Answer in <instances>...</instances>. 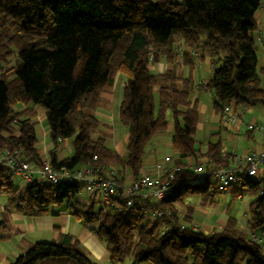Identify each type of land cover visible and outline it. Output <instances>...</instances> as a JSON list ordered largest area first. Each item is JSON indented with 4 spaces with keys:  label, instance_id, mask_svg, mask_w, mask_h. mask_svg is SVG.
<instances>
[{
    "label": "trees",
    "instance_id": "obj_1",
    "mask_svg": "<svg viewBox=\"0 0 264 264\" xmlns=\"http://www.w3.org/2000/svg\"><path fill=\"white\" fill-rule=\"evenodd\" d=\"M262 2L0 0V150L19 149L25 159L41 161L32 123L37 116L34 108L39 107L45 111L54 144L72 139V157L57 161L51 154L56 168L98 163L117 168L123 181L126 170L137 180L149 143L168 129L169 112L172 147L178 155L175 169L171 168L170 195L160 202L145 201L147 209L167 213L159 219L147 220L140 204L127 213L105 211L95 197L78 202L80 184L33 183L21 191L13 183L12 171L0 166V193L9 196L7 211L41 216L67 203L72 216L104 244L112 264L126 260L130 264H264L263 244L240 231L235 218L221 232L204 234L191 228L193 207L182 218L177 207L193 197L200 199L201 206L213 205L216 196L225 194L216 191L213 172L233 166L232 158L222 153L221 142L209 144L204 175L182 163L199 152L193 91L212 92L214 110L221 116L228 105L264 108L260 79L264 69L258 67L254 37ZM188 50L200 56L195 58ZM207 58L223 63L207 83L196 85L191 77H183L180 68L193 69ZM162 59L167 70L152 73L150 67ZM116 73L127 78L118 112L129 135L124 157L109 149L105 138L93 137L101 126L94 112ZM17 105L31 108L19 112ZM240 178L241 185L229 189L232 198L254 197L246 214L247 227L252 233L264 231V166L255 177ZM161 225L169 231L161 234ZM13 264L95 263L77 239L65 235L59 243L33 244Z\"/></svg>",
    "mask_w": 264,
    "mask_h": 264
},
{
    "label": "crops",
    "instance_id": "obj_2",
    "mask_svg": "<svg viewBox=\"0 0 264 264\" xmlns=\"http://www.w3.org/2000/svg\"><path fill=\"white\" fill-rule=\"evenodd\" d=\"M255 18L259 27V30L254 35L255 46L256 42H258L262 46L264 52V0ZM188 53L195 56V58L200 56L192 50H188ZM179 59L180 58H177L176 61H179ZM262 60L264 64V58ZM216 68L215 62L207 58L197 61L193 69L189 66H184L180 68V71L184 78L191 77L196 85H200L207 83L211 79L213 70ZM261 69H264V67ZM166 70L167 63L165 59L154 63L150 67V71L154 74H162ZM126 81V76L121 73H116L113 83L103 91L100 105L94 112L95 117L101 123V132L107 135L109 134V136L112 137L114 136V126L116 127L115 111L117 108V119L119 121L118 112ZM191 101L196 104L199 113V124L195 134L196 148L199 152L195 157H189L182 161L188 169L194 170L195 167L206 162L204 155L207 153L210 143L221 142L222 153L224 156H229L232 159L234 156H242L250 151H255L257 153L264 152V133L260 131H250L248 128L249 123L259 122L257 117L262 116L261 111H251L247 109L243 113H239L238 109L235 108L234 115L238 118L236 121L228 124L223 121V115L221 116L215 112L212 92L195 89L191 94ZM17 106L19 108L16 110L19 112L31 108V106ZM34 111L37 113V116L33 119L32 123L36 125L35 130L38 138L37 149L41 161H50L51 154L55 155L57 161L72 157V141L70 145L62 143L60 148L55 151L54 143L49 136L45 111L39 107L34 108ZM168 115H171L170 112L167 114V119ZM119 123L121 124L120 121ZM17 127L15 125V128ZM168 129L166 132H168ZM39 132L42 133L41 142H39ZM172 135L173 132H164L153 137L148 145L150 146L152 142H155L153 149L148 156H146L147 152L145 151L140 175L144 173H154L156 164L167 156L172 158L170 166L175 169L174 162L178 159V155L172 147ZM128 136L127 133L124 137V146L119 145L116 141L112 142V148L106 146L121 157H124L127 154L126 146ZM158 147H161V153H163V155L157 153L156 148ZM111 167L115 168L114 166ZM124 175L125 181L133 180L130 171L126 170ZM26 187L27 186L22 183L19 188L23 191ZM222 195L223 199H221L223 202L220 197L218 198V196H216L215 203L206 206H201L200 199L196 197L186 200L185 204L177 206L180 217L186 216V214L190 212V207H193V225H197L199 231L204 234L221 232L228 220L230 218H235L238 222V229L249 233V236L252 238L253 233H250L248 230L246 214L254 197L249 194H243V199L239 201L232 198L230 191ZM8 200L6 203L0 204V222H4V224L0 226V264H13L16 259L23 255L33 244L50 241L61 242L65 235H71L77 239L81 244L82 251L87 256L90 255L93 257L95 264H112L109 261V254L104 244L99 242L82 222L72 216L68 207L65 211H57V209H53L54 207H52L49 213L45 215L27 216L14 209L7 211ZM150 200L155 202L154 199ZM260 233L263 234L264 231H258L257 234ZM261 239L264 242V234Z\"/></svg>",
    "mask_w": 264,
    "mask_h": 264
},
{
    "label": "built area",
    "instance_id": "obj_3",
    "mask_svg": "<svg viewBox=\"0 0 264 264\" xmlns=\"http://www.w3.org/2000/svg\"><path fill=\"white\" fill-rule=\"evenodd\" d=\"M239 113H243L245 108H237ZM235 107L228 105L224 108L223 121L231 123L237 120L234 115ZM17 127V123L13 126ZM250 131H260L264 133V126L259 123H249ZM63 143L58 139L54 144V150L60 148ZM96 160V157L94 158ZM233 166L229 168H219L213 172L215 189L221 193H227L230 188L240 186L244 177H255L264 166V152L257 153L250 151L242 156H234ZM172 158L165 157L155 166L154 173H144L137 180L123 181L118 176L117 170L111 166L98 163L81 165L75 168H56L51 161L42 160L39 163L25 159L22 150H0V166L10 169L12 173L20 178L23 184L29 186L33 183L58 185L61 183L80 184L81 193L87 195V199L78 201L85 203L89 198L95 197L98 205L105 211L121 212L126 210L132 213L138 204L144 208V215L147 220L162 218L167 213L161 210L147 209L146 200L154 199L156 202L164 200L171 193L174 171L171 170ZM205 163H201L195 168V172L204 175ZM79 194V195H80ZM262 194V192H261ZM243 195H239L237 200L241 201ZM184 228V225L180 226ZM192 230L199 231L197 225H192ZM161 234L169 231L166 225L160 226ZM264 234V233H263ZM262 233L256 234L253 239L262 243Z\"/></svg>",
    "mask_w": 264,
    "mask_h": 264
},
{
    "label": "rangeland",
    "instance_id": "obj_4",
    "mask_svg": "<svg viewBox=\"0 0 264 264\" xmlns=\"http://www.w3.org/2000/svg\"><path fill=\"white\" fill-rule=\"evenodd\" d=\"M255 50H256V53H257V58H258V62H259V69H261L262 67H264V64H263V58H264V52L262 50V46L256 42V46H255ZM15 64V59H11L10 61V64L9 66H13ZM216 66L219 68L223 65L222 61H216L215 62ZM260 79H261V85L264 87V74H260ZM19 107L17 106L16 109H18ZM257 110V111H261L262 112V116H259L257 117L258 120H259V124L263 125L264 126V109L261 107V106H256V107H249V108H246V110ZM116 118H115V121H116V127L114 126V136H109V134H104L100 131H97L93 137L96 138L98 136H101L103 138H105L106 142L105 144L108 146V147H111L113 146L112 145V142L113 141H116V143H118L119 145H122L124 146V137L127 135V129L121 125L117 119V108H116ZM247 116V115H246ZM248 117V116H247ZM249 118V117H248ZM168 122H169V129H168V132L165 131V133H171L173 132V123H172V118H171V115H168ZM42 136V133L39 132L38 133V137H39V142H41V137ZM198 139V138H197ZM199 140V139H198ZM72 139H69V140H64L63 141V144L65 145H70ZM154 143L155 142H152V144H150V146L147 147L146 149V156H148L151 152V150L153 149V146H154ZM112 148V147H111ZM156 151L157 153H161V147H158L156 148ZM163 155V153H161ZM263 168V165L262 167ZM13 183L16 187H20V185L22 184V181L20 180V178L18 176H16L14 173H13ZM220 197V199L222 198L223 199V195L222 194H219L218 195V198ZM87 199V195L85 193H81L80 195H78L77 197V201H82L83 199ZM9 199V196L4 194V193H0V204H4L7 202V200ZM221 199V201H222ZM223 202V201H222ZM226 205V203H225ZM67 208V203H64V204H61V205H57V206H54L53 209H57V211H65V209ZM99 209V206L97 205L96 207V210ZM106 213V212H105ZM249 230V229H248ZM251 233V232H250ZM255 233V234H254ZM258 233L257 232H253V237L252 239H255L256 238V234ZM255 237V238H254ZM50 242H56V243H59L60 241H50ZM262 244L264 246V242L262 241ZM84 248V247H83ZM80 249L82 250V247H81V244H80ZM106 249V248H105ZM107 251V250H106ZM90 256V255H89ZM88 256V257H89ZM90 260L92 262L95 263L94 261V258L93 257H89ZM123 264H130V260H126Z\"/></svg>",
    "mask_w": 264,
    "mask_h": 264
}]
</instances>
